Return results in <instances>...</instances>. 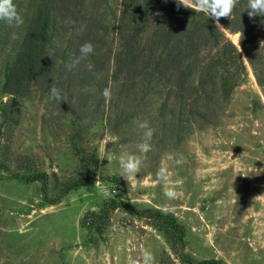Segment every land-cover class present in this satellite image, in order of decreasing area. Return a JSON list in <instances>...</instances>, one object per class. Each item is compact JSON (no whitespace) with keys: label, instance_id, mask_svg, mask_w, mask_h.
I'll return each instance as SVG.
<instances>
[{"label":"rangeland","instance_id":"374dc122","mask_svg":"<svg viewBox=\"0 0 264 264\" xmlns=\"http://www.w3.org/2000/svg\"><path fill=\"white\" fill-rule=\"evenodd\" d=\"M37 2L14 0L23 25L0 21V86ZM78 4L85 16L95 15L104 34L97 45L103 69L91 83L66 89L60 73L47 88L46 67L8 108V118L0 112V264H128L143 249L157 264H187L184 256L195 263L264 264V85L242 54L238 33L227 36L241 52L243 74L224 94L220 82L231 66L228 73L212 69L218 94L206 107L202 97L189 106L192 94L174 101L171 83L147 92L137 87L130 97L114 99L117 84L110 76L120 2ZM67 26V19L59 23L57 41L63 42ZM97 79L100 87L93 86ZM195 79L189 76L188 84ZM52 86L63 92L61 102L49 98ZM106 87L110 101L101 94ZM192 91L186 88V94ZM5 100L0 93V104ZM143 121L154 129L147 154L138 148L143 131L137 122ZM128 154L142 159L133 178L119 163ZM162 166L176 192L171 200L165 183L156 182ZM36 173L44 178L31 179ZM76 180L82 182L65 191ZM111 199L113 209L105 205ZM101 209L106 220L97 233L86 222ZM157 211L171 214L182 234Z\"/></svg>","mask_w":264,"mask_h":264},{"label":"trees","instance_id":"16d2710c","mask_svg":"<svg viewBox=\"0 0 264 264\" xmlns=\"http://www.w3.org/2000/svg\"><path fill=\"white\" fill-rule=\"evenodd\" d=\"M79 1L38 0L36 3L26 20L18 49L6 63L2 74L0 93L6 96V100L0 104L3 118H8V108L16 105L23 97L28 83L46 67L47 88L52 75L60 73L65 74L66 89L91 83L94 73L103 69V53L98 52L100 47L97 45L104 43V34L99 33L94 23L95 15L85 16V12H81ZM102 1L106 0H92L97 4ZM119 2L121 10L114 31L117 50L112 54L110 76L111 84H117L114 99L122 95L130 97V93L134 94L137 87L147 92L158 83H171L176 92L174 101L183 103L186 96L192 94L189 106H193L202 97L206 107L218 94L210 71L220 67L228 73L231 66L230 76L222 78L219 89L221 93L228 94L229 86L235 83L234 79L243 74L241 52L256 82L264 85V16L250 18L247 0H238L232 14L228 18H220L222 28L216 26V22L206 13L183 7V0ZM63 19L68 20V29L64 28L68 32L63 42H59L58 25ZM73 29L79 30V34L75 30L73 32ZM235 32L242 33V36L238 35L241 52L227 36V33ZM85 42L94 46L93 53L86 61L69 70L68 65L79 56V48ZM89 63L93 66L91 71L87 67ZM191 75L196 78L192 86L188 84ZM101 84V80L97 79L93 86L100 87ZM188 87L193 91L186 94ZM59 90L62 97L63 92ZM38 176L44 178L43 174L36 173L31 179ZM81 182L76 180L65 191ZM105 205L111 209L115 207L112 199ZM90 215L86 225L98 233L106 220V212L101 209ZM154 215L161 217L163 223L176 229L179 235L182 234V227L175 223L171 214L157 211ZM183 261L187 264H224L222 260L214 258L195 263L184 256Z\"/></svg>","mask_w":264,"mask_h":264},{"label":"clouds","instance_id":"9594fccd","mask_svg":"<svg viewBox=\"0 0 264 264\" xmlns=\"http://www.w3.org/2000/svg\"><path fill=\"white\" fill-rule=\"evenodd\" d=\"M238 0H183L182 6L188 9L206 13L208 17H211L215 22L216 26L219 24L220 18H228L235 8ZM247 11L249 17L254 16H264V0H247ZM0 21L6 22L9 27H19L23 25L24 19L17 11V7L14 0H0ZM242 36V33H238ZM13 38H15V33H13ZM94 46L90 42H85L79 48V56L72 59L71 63L68 65L69 70L75 68L82 61H86L88 57L93 53ZM88 70H92V65L89 63L87 65ZM102 96L106 101L111 100V89L105 88L102 90ZM50 99L57 101L61 100L60 90L52 86L50 88ZM138 127L143 131V142L139 144V152L147 154L152 150L151 140L153 137L154 129L151 128L147 121L137 122ZM120 167L123 173L129 178L135 177L138 173L142 159L140 156L128 154L126 156H121ZM181 160H176V164H181ZM157 183L163 181L166 185L164 188V196L171 200L176 197V192L174 187L170 186L172 182L169 180L170 173L166 166H162L158 169L157 173ZM175 183H182V180H177ZM128 264H157L154 255L147 249H143L139 258L129 257Z\"/></svg>","mask_w":264,"mask_h":264}]
</instances>
